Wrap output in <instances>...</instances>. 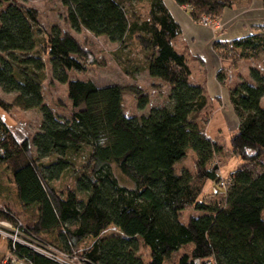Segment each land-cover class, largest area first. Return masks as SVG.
Instances as JSON below:
<instances>
[{
    "label": "trees",
    "instance_id": "16d2710c",
    "mask_svg": "<svg viewBox=\"0 0 264 264\" xmlns=\"http://www.w3.org/2000/svg\"><path fill=\"white\" fill-rule=\"evenodd\" d=\"M61 2L74 32L105 37L124 50L139 48L144 70L168 85L169 104L127 116L124 94L145 110L147 93L135 85L99 87L72 78V72H85L90 58L78 40L57 25L43 32L36 9L0 0V88L16 94L0 107L42 116L39 131L20 146L0 117V165L10 170L16 199L30 214L21 225L23 241L86 264H146L141 249L149 252L148 264H264V29L214 43L225 62L239 51L241 60L263 63L250 69V82L230 90L239 121L230 150L244 164L222 179L215 159L223 146L208 137L201 119L209 105L206 91L190 82L187 57L175 47L181 27L164 1ZM175 2L199 23L217 21L231 6L229 0ZM226 70L217 74L222 85ZM48 73L67 86L73 109L67 119L45 103ZM190 150L194 172L177 171ZM68 174L74 185L58 188L55 182ZM208 183L222 185L224 197L203 195ZM13 210L0 207V223L19 226ZM186 211L195 215L183 223ZM8 249L26 264H60L10 239Z\"/></svg>",
    "mask_w": 264,
    "mask_h": 264
},
{
    "label": "rangeland",
    "instance_id": "374dc122",
    "mask_svg": "<svg viewBox=\"0 0 264 264\" xmlns=\"http://www.w3.org/2000/svg\"><path fill=\"white\" fill-rule=\"evenodd\" d=\"M26 7L37 10L39 14V28L47 33L54 25L59 26L62 31L72 34L78 42L90 54L89 61L85 72L71 73L74 79L84 81H92L99 87L109 86L113 84H121L124 86L135 85L140 87L149 97V105L145 110H139L137 107V98L130 94H124V111L127 116L147 114L154 106H163L169 104V87L157 78L149 76L144 70V58L136 46L130 50L121 49L118 44H113L105 37H95L91 33L83 30L81 33L74 32L66 20V8L61 0H18ZM230 5L231 0H229ZM264 2V0H263ZM5 5H0V12ZM215 29L221 31L222 25L217 20ZM203 25V24H202ZM205 26V25H203ZM206 27V26H205ZM211 28V27H209ZM240 52L234 51L232 57L227 62V88L231 90L238 81H244L249 78L250 69L253 67L262 68L261 60H241ZM137 67V68H135ZM191 79V83H193ZM43 93L45 103H47L53 111L62 118H69L73 112L70 101L68 100L67 86L52 81L50 73L48 79L44 82ZM16 94H6L0 88V101L10 104ZM210 103V102H209ZM264 104V99H263ZM227 108L222 103L209 104L204 114L201 116L204 121L206 134L219 145L223 146V153L215 159L220 166V177L226 179L230 173L242 167L244 162L233 155L230 150V139L234 135L233 124L231 127L227 124ZM0 117L4 120L8 128L11 130L12 137L16 144L20 146L24 141H31L33 136L39 131L42 116L38 110L22 111L16 108L5 112L0 107ZM194 155L190 150L188 157L176 165L177 171L180 168H187L194 172ZM58 188L74 185L71 174L64 176L60 181L55 182ZM218 191V192H217ZM218 193L215 197L222 199L224 191L222 185L208 183L203 195L207 197ZM219 192L221 194H219ZM7 205L13 208V212L17 216L18 225L4 222L1 224L0 236V254L5 252L0 264H9L11 261H17L8 249L9 239L14 241H23L21 235L22 226L26 225L30 214L21 207L16 199L15 187L12 182L11 172L5 164L0 165V207ZM13 210V211H14ZM191 215H195L190 211L184 212L181 222L186 223ZM141 255L145 262L148 261V252L141 250Z\"/></svg>",
    "mask_w": 264,
    "mask_h": 264
},
{
    "label": "crops",
    "instance_id": "0c3cea01",
    "mask_svg": "<svg viewBox=\"0 0 264 264\" xmlns=\"http://www.w3.org/2000/svg\"><path fill=\"white\" fill-rule=\"evenodd\" d=\"M163 1L174 20L181 27L182 33L176 40L175 47L187 57L191 69L190 82L193 79V85L204 86L209 104L222 103L227 108V124L231 127L230 123H232L233 131H236L239 121L230 102V90L227 88V83L220 84L217 77L218 72L227 68L228 65L214 50V43L215 41H234L252 35L255 28L264 29L263 0H231V6L227 7L218 19L223 27L221 31L205 27L194 21L188 10L179 6L175 0ZM245 80L250 82V78ZM240 82H236V85ZM4 254L5 252L0 254V261Z\"/></svg>",
    "mask_w": 264,
    "mask_h": 264
},
{
    "label": "built area",
    "instance_id": "2783aa9c",
    "mask_svg": "<svg viewBox=\"0 0 264 264\" xmlns=\"http://www.w3.org/2000/svg\"><path fill=\"white\" fill-rule=\"evenodd\" d=\"M217 21L210 18V17H204L202 20H201V24L205 25L206 27H212V28H215L217 23ZM215 26V27H214ZM0 140H2V138L0 137ZM2 153V152H1ZM4 222L0 223V226L1 224H3ZM14 243H20V244H24L30 248H33L34 250H36L38 253L44 255V256H47L48 258L50 259H54L55 261L59 262L60 264H86L83 260H81L77 255H67V254H64L62 252H59L58 250L54 249V248H51V247H42L40 246L41 248L37 247V246H33V245H30L28 244L27 242L25 241H14ZM14 255V254H12ZM14 257L17 259V261H11L9 262V264H26L24 261L18 259L15 255ZM194 264H216L213 260H209V261H206L205 263L202 262L201 260L199 259H196L194 261Z\"/></svg>",
    "mask_w": 264,
    "mask_h": 264
}]
</instances>
